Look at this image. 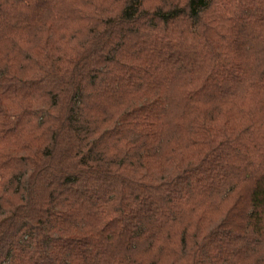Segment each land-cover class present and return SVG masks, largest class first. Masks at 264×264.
I'll return each mask as SVG.
<instances>
[{"label": "trees", "instance_id": "trees-1", "mask_svg": "<svg viewBox=\"0 0 264 264\" xmlns=\"http://www.w3.org/2000/svg\"><path fill=\"white\" fill-rule=\"evenodd\" d=\"M0 264H264V0H0Z\"/></svg>", "mask_w": 264, "mask_h": 264}]
</instances>
